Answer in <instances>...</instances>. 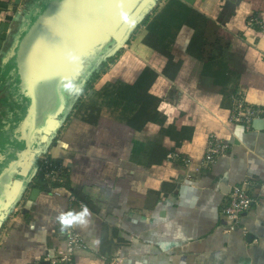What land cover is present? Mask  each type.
Masks as SVG:
<instances>
[{
  "label": "crops",
  "instance_id": "obj_1",
  "mask_svg": "<svg viewBox=\"0 0 264 264\" xmlns=\"http://www.w3.org/2000/svg\"><path fill=\"white\" fill-rule=\"evenodd\" d=\"M39 1L0 0L1 130L27 106L15 49ZM262 26L249 0H159L80 95L111 121L72 108L48 150L70 178L9 214L0 264H48L65 239L57 217L82 206L76 264H264V117L250 129L231 118L237 98L264 107ZM219 143L227 151L205 165ZM245 180L252 206L226 232L223 199Z\"/></svg>",
  "mask_w": 264,
  "mask_h": 264
},
{
  "label": "water",
  "instance_id": "obj_2",
  "mask_svg": "<svg viewBox=\"0 0 264 264\" xmlns=\"http://www.w3.org/2000/svg\"><path fill=\"white\" fill-rule=\"evenodd\" d=\"M158 1L48 0L27 19L15 51L18 89L28 103L24 116L3 130L9 151L3 150L0 158V229L25 192L36 200L42 186L50 191L37 169L38 157L49 150L92 72L123 48ZM69 53L78 57L75 63L67 59ZM66 78L79 94L63 89ZM48 84L53 99L48 96L42 103L39 90ZM262 124V119L253 123Z\"/></svg>",
  "mask_w": 264,
  "mask_h": 264
},
{
  "label": "built area",
  "instance_id": "obj_3",
  "mask_svg": "<svg viewBox=\"0 0 264 264\" xmlns=\"http://www.w3.org/2000/svg\"><path fill=\"white\" fill-rule=\"evenodd\" d=\"M260 25L259 21L256 20ZM264 27V26H262ZM85 97V95H83ZM264 117V107H256L246 103L243 97L237 98L233 108L232 121L242 123L246 129L252 127L253 121L256 118ZM226 144H215L206 149L204 155L205 165L212 164L218 156L227 151ZM37 169L43 174L44 181L47 183L50 191L56 195L60 194L59 188L66 185L70 178V170L53 157L50 151L43 152L38 157ZM249 181L245 180L241 184L231 188L230 192L224 197L222 203V217L224 218V230L230 232L239 226L241 216L252 206L253 199L249 194ZM28 191L19 200L14 208L12 215L17 209H22L29 199ZM80 203H82L80 201ZM65 239L61 246L55 251L53 256L48 257V264H76L75 252L85 247L84 239L75 230L74 226L65 231ZM29 264H41L39 261H34Z\"/></svg>",
  "mask_w": 264,
  "mask_h": 264
},
{
  "label": "trees",
  "instance_id": "obj_4",
  "mask_svg": "<svg viewBox=\"0 0 264 264\" xmlns=\"http://www.w3.org/2000/svg\"><path fill=\"white\" fill-rule=\"evenodd\" d=\"M249 1L252 3L253 7L256 9V17L260 19L262 22H264V10H261L260 8L257 7L259 0H249ZM114 60H115V57H112L108 61L104 62L99 68L95 69L90 75V77L88 78L87 82L90 83L93 79L99 76L101 74L100 70L103 69L102 71H105L108 67V63L109 62L112 63ZM244 80L248 83L251 90H255V87L262 82V79L260 77H256V75H253V78L249 80L247 79V77H244ZM82 98L83 97L79 96L75 101L76 104H74V107H73L74 109L72 111L74 115L82 116L84 120L95 124L98 128H101V127L103 128L107 123H109V121H111L103 117L101 115L100 110L96 108L95 106L90 105V104L85 106L84 104H82L83 103ZM83 108L88 113L80 112L82 111Z\"/></svg>",
  "mask_w": 264,
  "mask_h": 264
},
{
  "label": "clouds",
  "instance_id": "obj_5",
  "mask_svg": "<svg viewBox=\"0 0 264 264\" xmlns=\"http://www.w3.org/2000/svg\"><path fill=\"white\" fill-rule=\"evenodd\" d=\"M67 59L70 62L75 63L78 60V57H76L72 53H69L67 55ZM62 87L69 94H79L80 91L79 89H77L75 83L70 78H66L62 82ZM90 216L91 212L88 207L82 206L81 211L79 212L69 211L67 213H60V215L57 217V220L60 223L61 229L67 230L78 224L86 225L88 223V217Z\"/></svg>",
  "mask_w": 264,
  "mask_h": 264
},
{
  "label": "rangeland",
  "instance_id": "obj_6",
  "mask_svg": "<svg viewBox=\"0 0 264 264\" xmlns=\"http://www.w3.org/2000/svg\"><path fill=\"white\" fill-rule=\"evenodd\" d=\"M46 1L48 0H40L36 5L34 6H30L29 7V17L28 18H32L33 15H34V11L37 12V11H41V9L43 8L44 4L46 3ZM31 37L28 38V42L30 41ZM50 86L49 84L48 85H45V86H41L40 87V90H39V93H40V97H41V101L43 103V100L48 97V96H51V98L53 99V91L50 90ZM26 102L28 103V100L26 99ZM41 103V104H42ZM7 138H6V135L5 133L3 132V130L0 129V158H3L4 155H3V150H7L9 151V146L7 145Z\"/></svg>",
  "mask_w": 264,
  "mask_h": 264
},
{
  "label": "snow or ice",
  "instance_id": "obj_7",
  "mask_svg": "<svg viewBox=\"0 0 264 264\" xmlns=\"http://www.w3.org/2000/svg\"><path fill=\"white\" fill-rule=\"evenodd\" d=\"M129 3H131V0H128ZM125 19H127V17H125Z\"/></svg>",
  "mask_w": 264,
  "mask_h": 264
}]
</instances>
